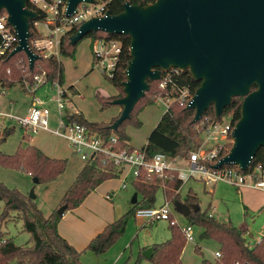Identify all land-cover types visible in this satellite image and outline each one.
Masks as SVG:
<instances>
[{
    "label": "trees",
    "instance_id": "1",
    "mask_svg": "<svg viewBox=\"0 0 264 264\" xmlns=\"http://www.w3.org/2000/svg\"><path fill=\"white\" fill-rule=\"evenodd\" d=\"M155 1L128 0L129 3L140 6H147ZM125 2L126 0H114L108 5V12L111 15L120 14ZM27 7L34 10L28 3ZM35 12L38 14L36 20H42V13ZM4 13V10L0 11V16ZM33 21H30L29 41L39 37L33 28ZM76 32V28H73L60 37L59 56L66 58L75 56L79 41L76 44H71L70 36ZM82 39H88L90 42L97 39H113L120 42L121 51L114 75L112 78H106L117 91V94L109 96L99 91L95 94L102 110L114 106L112 102L124 96L122 83L126 80L124 72L130 60V39L125 35H110L100 31L91 32ZM41 73L45 74L46 82L49 84L56 82L62 86L64 83L63 66L55 57L38 56L34 61L32 70L29 69L28 58L23 52L16 53L11 57L7 53L0 57V88L2 90L18 85L26 91L25 85L32 86L33 77ZM162 74L163 71H160L159 80H147L148 90L135 104L130 117L123 121L116 130H111L110 127L120 114L108 123L89 122L81 114L67 115L64 121L65 123L76 122L84 126L89 133L102 138L104 143L114 150L126 148L131 150L132 147L128 145L129 137L124 130L125 125L131 124L134 127H140L141 122L137 116L146 106L153 105L158 99H172L147 137L145 145L140 148L147 160L156 153H162L166 160L172 163L187 159L189 153L198 146L201 133L209 124L219 123L222 121V117L226 116L230 118L233 125L240 118L243 97H233L231 104L224 108L220 118L215 117L214 108L211 105L198 122H193L194 110L185 109L184 105H180L178 101L173 99L177 90H171L170 84L165 89L159 88ZM171 84L177 88H188L194 94L200 86V81L194 80L188 70H180L178 75L172 77ZM255 88L253 86L252 90ZM66 90L71 94L75 93L73 87ZM13 129V127H5L1 130L0 144L7 139ZM111 137L115 139L114 143L110 141ZM23 139L29 140L30 137L24 134ZM231 146L228 144L222 155L227 154ZM66 165L65 159L49 158L34 146H28L26 149L18 148L12 155L3 154L0 151V166L16 169L29 175L32 179L36 178L37 184L45 185L54 181L65 171ZM208 165L212 166V164ZM256 165H261L264 170V148L262 147L257 150L250 164V169ZM118 176V170L107 161L105 156H97L93 161L84 165L60 199L57 207L45 218L30 207L26 197L15 189L7 188L0 182V202H3V208L0 212V225L11 219L20 220L22 231L29 234L27 244L19 246L14 243L12 238H4L0 232V264H82L80 255L83 251H90L96 256L102 255L123 235L128 217L134 214L139 205H154L156 193L160 188H163L165 201L172 204L182 203L190 209L186 216L187 223L190 226L203 229L200 234L201 240H213L220 245L221 257L219 259L212 262L202 259L200 264H264V235L254 245L249 244L243 230L238 229L231 222L218 221L210 216L207 211H201L198 199L192 191H189L185 200L180 202L177 191L181 187L182 181L173 170L167 171L164 179L143 172L137 180L132 181V186L140 196V201L134 204L127 213L107 224L82 251H77L57 231V223L61 218L57 214V210L61 207H65L64 212L76 209L100 184ZM169 226L170 239L150 248L151 255L146 260L153 264H181L180 256L185 245V239L181 229L176 224ZM195 250L200 254L199 248L196 247ZM140 258H144L141 252Z\"/></svg>",
    "mask_w": 264,
    "mask_h": 264
},
{
    "label": "water",
    "instance_id": "2",
    "mask_svg": "<svg viewBox=\"0 0 264 264\" xmlns=\"http://www.w3.org/2000/svg\"><path fill=\"white\" fill-rule=\"evenodd\" d=\"M81 2L91 0H66L67 15ZM2 10L18 40L9 57L25 53L32 70L38 55L29 47V28L38 14L27 7V0H0ZM98 31L130 39L124 96L112 102L121 112L111 130L130 117L148 90L147 80H159L160 71L169 68L188 70L200 81L185 107L194 110L193 122L211 105L220 118L233 97H243L240 118L231 132L232 146L213 168L247 170L257 150L264 148V0H156L147 6L126 2L118 15L106 12L104 17L82 23L70 36V43ZM32 181L38 182L36 178ZM29 198H35L33 189ZM173 205L185 217L190 212L181 203ZM64 210L59 208L57 214L61 216ZM143 255L149 259L151 249Z\"/></svg>",
    "mask_w": 264,
    "mask_h": 264
},
{
    "label": "built area",
    "instance_id": "3",
    "mask_svg": "<svg viewBox=\"0 0 264 264\" xmlns=\"http://www.w3.org/2000/svg\"><path fill=\"white\" fill-rule=\"evenodd\" d=\"M114 0H91V2H81L76 6L72 15L66 13V0H27V3L43 15L42 20L32 22L34 30L39 35L29 41V47L34 54L44 58L59 56L60 37L92 19L104 17L108 12V5ZM145 1V0H139ZM128 2V0H126ZM125 2V3H126ZM17 36L13 28L7 22V14L0 16V57L10 53L17 45ZM92 59L95 68L106 78H112L119 60L121 51L118 40L97 39L90 42ZM180 69L169 68L163 71L159 88L165 89L170 84L171 90H177L174 100L185 107L192 100L193 94L188 88H177L171 84L172 77L178 75ZM49 86L55 90V107L58 112V128H49L51 99H44L35 94L42 86ZM27 90L32 93L30 106L23 115L12 112H0V119L6 122L14 123L21 127L26 135H32L39 131L52 133L63 138L68 143L71 152L78 156L85 164L93 161L97 156H105L109 163H112L118 170L122 178L121 187H126L127 180L135 181L144 172L147 175H154L164 179L166 172L173 170L181 181L190 177H199L207 185H214L218 182L229 184L235 188L249 187L264 192V170L261 165H256L246 171H241L237 166H223L220 169H214L213 165L224 155L222 153L227 145H232L231 132L235 124L228 121L211 123L202 132L203 140L200 146L192 150L185 162V168L173 167V162L166 160L162 153L154 154L149 160L145 158L141 149L132 148L131 150H114L104 143V140L95 134H91L86 128L76 122L65 123L64 118L71 113L68 111L67 90L59 86L56 82L49 84L46 82L44 73L33 77L32 86L25 85ZM169 103L172 99H162ZM169 105V104H168ZM167 105V108H168ZM115 142L113 137L110 138ZM226 155V154H225ZM208 164H212L210 167ZM128 172L124 175V171ZM111 199V196H107ZM172 203L165 201L161 206H138L133 214L134 218L144 220L145 222H154L165 220L170 225L175 222L170 218V206ZM181 229L185 242L193 241L192 226L186 225ZM221 257L219 251L215 252L214 259Z\"/></svg>",
    "mask_w": 264,
    "mask_h": 264
},
{
    "label": "crops",
    "instance_id": "4",
    "mask_svg": "<svg viewBox=\"0 0 264 264\" xmlns=\"http://www.w3.org/2000/svg\"><path fill=\"white\" fill-rule=\"evenodd\" d=\"M89 43H90V40H89ZM90 53H91V48H90ZM90 55H91L90 56V66H91L93 59H92V54H90ZM76 57L77 56H76V52H75V56L71 60V61H73L74 64L77 63ZM57 59L62 64L63 57L58 56ZM64 59H65L64 62L66 63V58H64ZM62 66H63V64H62ZM75 68L77 71V67H75ZM90 72H92V70L89 67V60H88L87 65L85 67H82L81 69H79L76 72L77 73L76 78L71 77L69 79L68 76L66 77L67 79L64 78V83L62 85V88L64 90H66L69 87H73V89L75 91L74 94H71L69 91L67 92V96H68V108L67 109L71 113L81 114L87 121H103L105 123H108L113 118L117 117L120 114L121 107H117L115 109H110V110L103 112L99 109V107L94 108L93 105L90 103V101H87V102L84 101L83 92L80 88V82L83 79H85L86 76H89ZM63 77H64V67H63ZM46 86L47 85L39 88L38 91L35 92V94L38 95V92L43 90L44 87H46ZM49 88H51V87H49ZM91 89H92V92H91V95H92L94 93V90H93L94 87ZM9 91H11V94L8 93ZM51 91H53V92H51V94H50L48 91L43 90L42 91L43 96H41V97L44 99H51L52 100V102H49V106H50V104H53L54 109L50 108L51 113H50V117H49V124H50V122L54 123L55 129H56V128H58V122H59L58 112L56 110L55 103H54L56 93H55V90H53V89ZM22 92H23V94H21ZM5 94H6V96H8L7 101L4 100L5 98L2 97ZM22 95H24V96H22ZM105 95L115 96L116 92L115 91L114 92H108V94L105 93ZM31 97H32V93L29 90L25 91L24 89H21L19 86H13L12 88H4L3 90L0 88V112H12L15 114L23 115L26 113L27 109L30 106ZM167 105L168 104L165 105L166 109H167ZM166 109L164 110V112L166 111ZM163 113H161V115L158 118V120L156 121V123H154L152 125L151 129L149 130L148 134L146 135V139L144 140V142L140 143L136 147V145H133V142L129 138L128 145L130 147L136 148V149L142 148L146 143L147 137L149 136V134L153 130V128L156 126V124L160 120ZM4 122H6V121L3 120V122L0 123V130H2L5 127H10V125L9 126L5 125ZM9 123L11 124V122H9ZM60 139H62L64 141V143L66 145V149H57V148L53 149L51 147H45V146L40 145L39 143H36V141L34 139H31V143L34 146H36L39 150H41V152L44 153L47 157L53 158V159H65L67 161L65 171L61 175H59L54 181L44 185L42 190L38 191L37 190L38 184H34L32 179L30 180L31 181V187H32L31 189H33V192L35 195V198L32 200V203L34 204V206H32V209L36 210L38 212V210H37V207H38L37 203L38 202L37 201L40 198L41 199L40 207H44L46 209L47 216L58 205V203H59L60 199L62 198V196L64 195V193L67 191L69 186L72 184V182L74 181V179L76 178L78 173L81 171V169L85 165V163L78 156L72 155L73 153L71 154V149H70L68 143L66 142V140H64L63 138H60ZM172 166L173 167H179V168H185V162L184 161H175V162H173ZM127 172H128V168H126V170L124 171V175ZM28 177H30V176L28 175ZM114 180L115 179H111V180L103 182L94 191H92L89 194V196L84 200V202L79 207H77L76 209H73L69 212H63V214L61 215V218L59 219V221L57 223V231H58L59 235L62 238H64L77 251H82L87 246V244L89 243V241L93 237H95L98 233H100L102 231V229L107 224L113 222L112 221L113 217H111L112 215L110 213L109 214L108 213L103 214V215L101 214L100 216L92 215V207L90 205V204H92L91 196L98 191L101 192V204L103 205V207L106 208V207H108L107 202L108 203L114 202V200L118 197L119 192H123V191L127 190L128 183L131 185V187H133L132 182L130 180H127L126 187L123 189L121 187V185L123 183L122 178L120 176H118L115 180V181H117L118 185L114 189V186L112 184V181H114ZM197 185L203 186V192H207L206 188L211 186L212 189L211 190L209 189V191H208V193H210V195H211V199L214 197V195L216 193L217 197L215 198V200L220 199V200H224V201H228V200L230 201V199H233V200H237L244 207V209H246L247 211L248 210L251 212H256L259 210L264 211V192L253 189V188H249V187L235 188V187H232L229 184H226L223 182H218L214 185H207L199 177H190V178L186 179L185 181H182V185L179 188V190L177 191L178 194L181 196L180 202H183L185 200L189 191H192L194 189L195 192H198L199 189L197 188ZM183 188H184V190H187L186 193H185V191H184V193H182ZM159 192L161 194L160 195L161 196V202H160L159 206H161L165 202L163 188H160ZM134 195H135L136 201L133 203L132 198ZM195 195L198 198L197 193H195ZM107 196H111V199H107ZM198 200H199V204H200L201 200L199 198H198ZM104 201H106V202H104ZM139 201H140V196L133 190V193L130 196V200H129L130 208L134 204H137ZM154 206H157V205H154ZM199 208L201 211H209V215L214 217L218 221H220L221 219H224V218H221L220 215H219V218L214 215L215 207L212 206L211 203L207 204V207H206L207 209L206 208L202 209L201 206H199ZM38 209H40V208L38 207ZM0 211H1V208H0ZM227 212L230 213L229 209H227ZM38 214L41 216L40 212H38ZM47 216H45V217H47ZM169 216L179 228H182V227L187 225V223H185V222H187L186 217L183 216L182 214H180L175 209L173 204H171V206H170ZM263 216H264V214H263ZM86 218H89L88 219L89 223H84ZM180 219L183 221H181ZM134 220L139 223L140 227H143V228H146V226L152 227V226H154L160 222H165L166 224L170 225L169 222H167L165 220L154 221V222H145L144 220H141L138 218H134ZM180 221L183 222L182 224H184V223L185 224L179 226ZM222 221L223 220H221V222ZM234 226L245 232V237L248 238V243L251 245H254L255 243H257L260 240V238L264 235V220L262 223L263 227H261L262 229L257 236H255L249 232V229L247 228L246 224H239V225H234ZM202 231H203L202 228L192 226L193 241L188 242V244H192V245H194V247L197 246V248H199L201 251V255L205 256V257H201L200 255L197 254V256H195L194 264H200V262L203 258L208 260V261H211V262L214 261L215 260L214 254H215V252L219 251V247H220V245L213 240H206V239L201 240L200 234L202 233ZM124 247H125V245H124ZM114 249H116V250L112 254V256L109 257V263H107V264H118V262L120 261V259L123 256V254L120 253L122 248H117V246H115L112 250H114ZM147 249H150V248L147 247V248L141 249V251L144 252ZM190 249H191V247H190ZM143 252H142V255H143ZM184 252H185V248H183L181 256H180L181 261L184 259ZM108 253H103L102 255L98 256V258H94L91 254L83 253L80 255V261L83 264H95V263L101 264V263L105 262V260L107 259ZM143 257H144V255H143ZM144 259H147V258L144 257Z\"/></svg>",
    "mask_w": 264,
    "mask_h": 264
},
{
    "label": "rangeland",
    "instance_id": "5",
    "mask_svg": "<svg viewBox=\"0 0 264 264\" xmlns=\"http://www.w3.org/2000/svg\"><path fill=\"white\" fill-rule=\"evenodd\" d=\"M90 43L88 39H82L79 41L76 47V60L77 63L74 64L73 61H71L73 58H66L63 57L62 64L64 67V78L68 76L69 79L76 78L77 77V71L81 69L82 67H85L87 65V62L89 60V67L92 70V72L89 73V76H86L85 79H83L80 82V88L83 92L84 101H90V103L93 105L94 108L99 107V109L103 112L115 109L119 106H109L105 109H101L99 103L97 102L95 98V94L97 91L103 94H108V92H116L117 91L111 86V84L107 81L106 77H104L98 70L95 68V65L91 63L90 66ZM79 56V57H78ZM64 58H66V63L64 62ZM80 58V59H79ZM77 65V66H76ZM77 67V71L76 68ZM18 86V85H16ZM78 86V85H77ZM43 87V86H42ZM94 87V93L91 95L92 89ZM41 88V87H40ZM10 90V89H9ZM44 91H48L50 94L52 88H49V86L44 87ZM41 90L38 92V95L43 96V93ZM11 94V91L8 92ZM4 94V93H3ZM23 94V92L21 93ZM24 96V95H22ZM5 98L4 100H8V96L6 94L2 96ZM166 104H169L168 101L158 99L153 105L146 106L139 114H138V120L141 122L140 127H134L131 124H126L124 127L125 133L130 138V140L133 142V145H139L140 143L144 142L146 139V135L148 134L149 130L151 129L152 125L156 123L158 118L160 117L161 113L164 112L166 109ZM49 108L54 109V105L50 104ZM222 121L226 122L228 121V117L223 116ZM3 120L0 119V123H2ZM89 122H96V123H103V121H89ZM5 125L10 127H13V132L7 137V139L0 144V151L3 154L6 155H12L14 154L18 148L20 149H26L28 146H34L31 143V139H34L36 143H39L42 146L45 147H51L53 149H66V145L62 139H60L58 136L46 132V131H39L35 134L29 135V140H24L23 135L24 130L16 126L14 123L4 122ZM50 129H55V124L51 123L49 124ZM1 132V130H0ZM203 140V134L201 133L200 136V142L198 146L202 144ZM36 147V146H34ZM37 148V147H36ZM136 149V148H135ZM41 151V150H40ZM44 154V153H43ZM72 154V152H71ZM45 155V154H44ZM74 155V154H72ZM183 161V160H181ZM32 177H28L27 174L22 173L16 169L6 168L3 166H0V182L6 186L9 189H15L20 194H22L24 197H26L29 201V205L32 208L34 204L32 203V199L29 198L30 190H31V180ZM116 180V178H114ZM112 181V184L114 186V189L117 187L118 183L117 181ZM46 185V184H45ZM44 184H38L37 190L40 191L43 189ZM231 186V185H230ZM233 187V186H232ZM103 188V187H102ZM197 188L199 189L198 192H195L193 189L192 192L195 194L197 193L198 198L201 200V203L199 206H201L202 209H205L207 207L208 203H211L212 206L215 207L214 215L219 218V215L221 216V219L224 222H231L233 225H239V224H246L247 228L249 229V232L253 235L257 236L260 231L263 220H264V211L259 210L256 212L247 211L244 209V207L237 201L230 199V201H224L215 198L217 197L216 193L214 197L211 199L210 193H208L209 189L211 190L212 187H207L206 191L203 192V186L197 185ZM133 187L128 183L127 190L123 192H119L118 197L114 200V202H107L108 207H103L101 204V192H96L91 196V202L92 204V215L100 216L101 214H111L114 221L116 218H119L123 214L127 213L130 208V196L133 193ZM135 191V190H134ZM187 192V190L182 189V193ZM159 190L156 193L155 196V203L154 205H157L155 207H159L161 202V196H160ZM89 196V195H88ZM87 196V197H88ZM196 196V195H195ZM180 201L181 196L179 195ZM197 198V199H198ZM37 205L40 209L37 210L40 212L41 217L47 216L46 209L44 207H40L41 199L37 201ZM84 202V201H83ZM106 202V201H104ZM199 202V200H198ZM142 206V205H139ZM57 207V206H56ZM55 207V208H56ZM110 207V208H109ZM0 208L2 210L3 208V202H0ZM200 209V208H199ZM207 209V208H206ZM227 209H229L230 213L227 212ZM53 211V210H52ZM51 211V212H52ZM71 210H67L65 212H69ZM1 212V211H0ZM209 214V211H207ZM179 216V215H178ZM90 218V217H89ZM85 219L84 223H89L88 219ZM181 220V219H180ZM220 220V221H221ZM183 221V220H181ZM179 222V226L184 225L183 222ZM222 221V222H223ZM188 224V223H187ZM169 225L165 222H160L152 227L146 226V228L140 227L139 223L134 220L133 215L128 217L127 224L125 227V231L123 235L105 252L108 253L107 259L105 262L101 264H107L109 263V257L112 256V254L115 252L116 249L112 250L115 246L117 248H122L120 253L123 254L122 258L118 262V264H153L149 260H146L144 258H140V252L142 253L141 249L144 248H151L152 246L156 244H161L170 239V229ZM263 231V230H262ZM0 232L3 234L4 238H12L14 243L16 245H25L27 244L29 240V234L22 231V223L20 220H9L6 223H3L0 225ZM196 241V240H195ZM197 242V241H196ZM198 243V242H197ZM125 245V247H124ZM190 245V246H189ZM124 247V248H123ZM144 247V248H143ZM191 247V249H190ZM197 246L194 247L192 244H188L185 242L184 248V259L181 261V264H194L195 256H197L198 252L195 250ZM200 250V249H199ZM83 253L91 254L94 258H98V256L93 255V253L90 251H83ZM201 257H205L201 255ZM205 255V254H204ZM100 256V255H99ZM204 259V258H203ZM83 264V263H82ZM97 264V263H95Z\"/></svg>",
    "mask_w": 264,
    "mask_h": 264
}]
</instances>
